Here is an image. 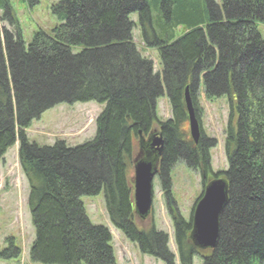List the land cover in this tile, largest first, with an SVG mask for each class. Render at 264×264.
<instances>
[{
  "label": "trees",
  "instance_id": "16d2710c",
  "mask_svg": "<svg viewBox=\"0 0 264 264\" xmlns=\"http://www.w3.org/2000/svg\"><path fill=\"white\" fill-rule=\"evenodd\" d=\"M0 9L7 20L6 0ZM52 13L60 24L50 33L37 31L28 46L18 27L16 34L4 29L3 38L0 31V161L19 140L35 228L32 260L115 264L109 229L90 222L81 200L103 193L115 227L143 253L174 264L168 235L154 227L139 231L134 223L128 161L134 138L150 130L156 101L166 92L173 111L172 119L160 122L168 205L174 202L173 164L183 160L190 169L211 171L215 141L194 155L178 135L190 85L199 112L200 91L208 100L227 97L229 105L223 172L229 201L218 243L202 264H264V40L257 29L264 0H59ZM135 23L145 44L159 49L162 73H154L152 61L137 50ZM177 27L184 32L177 34ZM88 101L104 106L91 140L74 147L29 141L25 130L44 111ZM174 221L180 262L192 264V221L180 214ZM10 250L0 256L16 254Z\"/></svg>",
  "mask_w": 264,
  "mask_h": 264
},
{
  "label": "rangeland",
  "instance_id": "374dc122",
  "mask_svg": "<svg viewBox=\"0 0 264 264\" xmlns=\"http://www.w3.org/2000/svg\"><path fill=\"white\" fill-rule=\"evenodd\" d=\"M6 1L8 3L7 20L1 21L2 11L0 10V29L2 32L5 29L16 34L18 27L22 32L25 46L30 44L33 34L39 29L50 33L54 27L60 24L52 13V7L58 3V0ZM216 2L219 4L221 0H216ZM130 17L136 22L135 15ZM147 29L150 30L148 26ZM177 29L179 34L184 32L181 27H177ZM257 29L264 40V23L257 24ZM141 32V28L139 32V27L135 23L133 36L138 50L144 57L153 60L155 73L162 72L163 65L159 50L143 45ZM197 102V107L200 108V112L197 111V114L200 118L204 137L209 141H215V146L210 149L211 170L213 172L226 170L228 161L224 145L229 118L228 98L220 97L208 100L205 94L200 91L197 95ZM102 107L94 101L58 104L32 122L26 131L27 136L30 141L39 145H51L58 140H62L70 146L84 143L95 135V121ZM187 115L186 113L179 122L178 135L179 137L183 135L187 141L184 142L182 138L180 141L183 140V144H189L188 148L193 149L198 155L199 149L189 135ZM171 116L172 108L169 97L164 92L163 96L156 101L157 119L153 123L156 120L163 122ZM153 125L157 127V123ZM18 148L19 144L16 143L0 161V253L9 250V248H11V252L16 253L9 257L0 256V264H41L33 261L30 253L35 237V228L29 206V181L21 166ZM133 149V157L128 166L130 176L133 175L134 171V158L140 149L136 138L133 140ZM202 169V167L190 169L183 160L173 164L169 171V178L174 202L171 206L170 204L166 205L164 192L159 180L156 179L153 220L141 222L138 217L135 220L138 228L146 233L152 224L159 231L168 234V246L174 254V264L182 263L179 261V252L173 238L172 219L174 215L180 214L185 221H190L193 208L203 188ZM81 200L90 221L96 225L106 226L112 233L115 264H167L164 260L143 253L136 243L129 242L124 233L112 225L102 193L96 196H82ZM201 255L200 253L193 255L191 263L202 264Z\"/></svg>",
  "mask_w": 264,
  "mask_h": 264
},
{
  "label": "water",
  "instance_id": "95a60500",
  "mask_svg": "<svg viewBox=\"0 0 264 264\" xmlns=\"http://www.w3.org/2000/svg\"><path fill=\"white\" fill-rule=\"evenodd\" d=\"M187 110L189 113L191 135L198 142L200 130L198 120L195 116L194 107L191 104L186 89ZM163 144L161 136L150 134L148 140L141 138V154L135 161L134 184L136 212L145 218L150 211L152 196L151 182L157 172L155 161L151 159L154 153L160 152ZM228 182L225 179H214L210 181L204 190L202 198L198 201L193 213V228L190 239L199 249H208L216 246L219 238V220L228 202Z\"/></svg>",
  "mask_w": 264,
  "mask_h": 264
},
{
  "label": "flooded vegetation",
  "instance_id": "af4514ba",
  "mask_svg": "<svg viewBox=\"0 0 264 264\" xmlns=\"http://www.w3.org/2000/svg\"><path fill=\"white\" fill-rule=\"evenodd\" d=\"M157 131H158V130H153L151 134H154V135H155V133L157 134ZM201 142H202V144H201L202 147H206V146H207V143H206V142H207V138H202V139H201ZM193 151H194V150L192 149V150H191V153H193ZM163 152H164V147H163ZM194 153H196V152L194 151Z\"/></svg>",
  "mask_w": 264,
  "mask_h": 264
}]
</instances>
